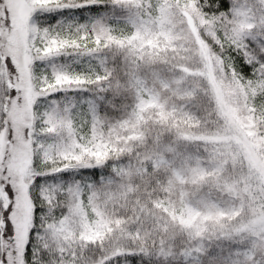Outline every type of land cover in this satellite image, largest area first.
Listing matches in <instances>:
<instances>
[{"label": "snow or ice", "instance_id": "snow-or-ice-1", "mask_svg": "<svg viewBox=\"0 0 264 264\" xmlns=\"http://www.w3.org/2000/svg\"><path fill=\"white\" fill-rule=\"evenodd\" d=\"M0 264H264V0H0Z\"/></svg>", "mask_w": 264, "mask_h": 264}]
</instances>
